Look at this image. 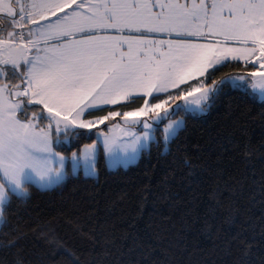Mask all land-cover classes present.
<instances>
[{
	"label": "snow or ice",
	"instance_id": "6c2138e0",
	"mask_svg": "<svg viewBox=\"0 0 264 264\" xmlns=\"http://www.w3.org/2000/svg\"><path fill=\"white\" fill-rule=\"evenodd\" d=\"M233 63L252 70L212 78ZM249 87L264 97V0H0V224L26 185L62 181L61 134L107 122L146 139L190 106ZM182 126L170 123L164 140ZM85 149L94 158L97 145Z\"/></svg>",
	"mask_w": 264,
	"mask_h": 264
},
{
	"label": "trees",
	"instance_id": "16d2710c",
	"mask_svg": "<svg viewBox=\"0 0 264 264\" xmlns=\"http://www.w3.org/2000/svg\"><path fill=\"white\" fill-rule=\"evenodd\" d=\"M252 66L230 64L216 81ZM211 71V70H210ZM228 89L205 113L139 161L98 175L69 174L53 188L26 185L0 227V264H264V101ZM142 103L137 99L128 111ZM59 145L67 155L96 130Z\"/></svg>",
	"mask_w": 264,
	"mask_h": 264
},
{
	"label": "rangeland",
	"instance_id": "374dc122",
	"mask_svg": "<svg viewBox=\"0 0 264 264\" xmlns=\"http://www.w3.org/2000/svg\"><path fill=\"white\" fill-rule=\"evenodd\" d=\"M257 95L259 100L264 101V97L260 96L258 93ZM179 103L183 104V101H179ZM172 107H174V105ZM190 107L197 109L196 111L190 113L202 114L206 112V110L202 112L199 110L200 107L205 108V105H200V106L192 105ZM170 112H171V108H170ZM186 113L189 112H185V114ZM173 121H183L182 127H184L186 122V117L180 113V115L173 116L171 120H167L163 122L159 127L154 125L153 128L150 130L145 129L144 131L149 132V137L146 139H139L140 137L143 136V131H141L139 127L134 129V131L137 134V138L134 139L133 137L129 136L127 132L122 133L119 129L111 128L110 124H108L107 122L105 124L97 125L95 128L91 130V131L96 130V136H97L96 141L91 143L97 145V150L95 151L94 158L90 150L86 151L85 149L86 145L83 147L81 153L77 151L73 152L76 154V158H73V153L71 155H67L63 151H60L58 149L59 145L63 144L70 146L71 144V139H64L63 134H61L60 142L54 141L53 148L54 151L59 152L61 156L65 157L64 168L62 169V175H63L62 181L65 180L69 174L72 175L83 174L85 176L96 177L98 175L97 162L99 158L100 147L103 148L105 159L109 169H116L118 167H128L132 164L137 163L144 149L150 148L152 142H157L159 140V133H158L159 129L162 131L161 133L164 140V137L169 134V131H171L170 129H168V125ZM105 134L109 137L110 141L115 140V143L112 145L111 151H109L108 146L104 144ZM172 139H169L167 141L164 140L166 144V148H168L169 142ZM91 144H87V145H91ZM93 169H94V173L89 174L90 172L93 171ZM36 179L38 180V178ZM56 179L57 177L55 176V174H53L52 180L55 181ZM58 184L59 183H52L48 187H41L39 186V184L36 185H38L43 189H48V188H53ZM1 226L2 224H0V227Z\"/></svg>",
	"mask_w": 264,
	"mask_h": 264
},
{
	"label": "crops",
	"instance_id": "0c3cea01",
	"mask_svg": "<svg viewBox=\"0 0 264 264\" xmlns=\"http://www.w3.org/2000/svg\"><path fill=\"white\" fill-rule=\"evenodd\" d=\"M245 75V74H244Z\"/></svg>",
	"mask_w": 264,
	"mask_h": 264
}]
</instances>
